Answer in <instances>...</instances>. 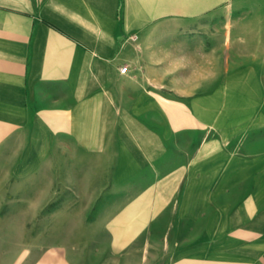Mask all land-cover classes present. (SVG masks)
<instances>
[{
	"label": "crops",
	"instance_id": "1",
	"mask_svg": "<svg viewBox=\"0 0 264 264\" xmlns=\"http://www.w3.org/2000/svg\"><path fill=\"white\" fill-rule=\"evenodd\" d=\"M0 166L8 264H264V0H0Z\"/></svg>",
	"mask_w": 264,
	"mask_h": 264
},
{
	"label": "rangeland",
	"instance_id": "2",
	"mask_svg": "<svg viewBox=\"0 0 264 264\" xmlns=\"http://www.w3.org/2000/svg\"><path fill=\"white\" fill-rule=\"evenodd\" d=\"M47 153L49 160L51 161V165H36L27 172L28 174H32L34 176L42 174L54 176L57 174L58 167L54 164L56 163V159L58 157V151L51 148L47 151ZM6 168L10 169L9 167L0 166V251L2 249L9 248L15 243V240L19 238V236L16 235L17 230L15 229V224L17 222L26 221V219L31 216V214H19L15 210L16 208L14 203L25 201L26 198H13L9 196L10 193H14L15 190L31 189V186H29L30 182H26L25 177L17 176L15 172L6 170ZM1 178L3 179L1 180ZM34 185V189H37L36 182ZM50 189L53 193V197H51L44 207L39 210L37 215L28 220L27 229L24 233L25 238L30 237L37 232L38 227L41 226L43 222L49 220V217L53 212L63 210L68 211L69 208L75 205L77 199L72 196L69 187L61 183L53 182L51 183ZM91 214H89L88 217H90ZM6 256L1 255L0 253V264H8V257Z\"/></svg>",
	"mask_w": 264,
	"mask_h": 264
},
{
	"label": "built area",
	"instance_id": "3",
	"mask_svg": "<svg viewBox=\"0 0 264 264\" xmlns=\"http://www.w3.org/2000/svg\"><path fill=\"white\" fill-rule=\"evenodd\" d=\"M126 70H127V67H126L125 65H123V66H121V67L119 68V71H120L121 73L125 72Z\"/></svg>",
	"mask_w": 264,
	"mask_h": 264
}]
</instances>
